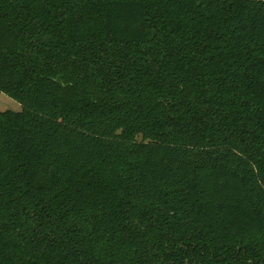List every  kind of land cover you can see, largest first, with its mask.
Returning a JSON list of instances; mask_svg holds the SVG:
<instances>
[{
    "label": "trees",
    "instance_id": "trees-1",
    "mask_svg": "<svg viewBox=\"0 0 264 264\" xmlns=\"http://www.w3.org/2000/svg\"><path fill=\"white\" fill-rule=\"evenodd\" d=\"M0 264H264V0H0Z\"/></svg>",
    "mask_w": 264,
    "mask_h": 264
},
{
    "label": "rangeland",
    "instance_id": "rangeland-1",
    "mask_svg": "<svg viewBox=\"0 0 264 264\" xmlns=\"http://www.w3.org/2000/svg\"><path fill=\"white\" fill-rule=\"evenodd\" d=\"M22 110V106L17 101L13 100L9 96L0 92V112L14 111L19 112Z\"/></svg>",
    "mask_w": 264,
    "mask_h": 264
}]
</instances>
